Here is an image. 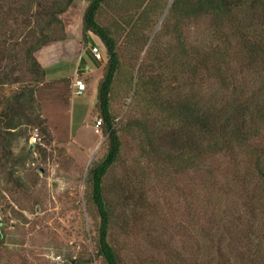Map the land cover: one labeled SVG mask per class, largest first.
Here are the masks:
<instances>
[{"label":"trees","instance_id":"1","mask_svg":"<svg viewBox=\"0 0 264 264\" xmlns=\"http://www.w3.org/2000/svg\"><path fill=\"white\" fill-rule=\"evenodd\" d=\"M72 1L28 0L12 8L0 0V174L28 158L35 147L29 144L21 156L13 153V144L26 135L25 127L42 124L35 92L45 81V70L38 54L65 39L62 17ZM84 1L83 38L97 37L107 60L96 93L107 140L105 154L89 165L84 177L83 206L95 220L93 250L72 264H121L110 243L114 208L104 190L108 174L123 158L121 134L136 141L139 158L174 174H211L209 168L220 156L235 162V152H241L255 179L252 214L264 220V0H171L168 5L122 0V9L135 12L126 23L134 43H141L134 28L144 32L162 14L173 22L169 45L162 49L154 41L147 49V58L158 69L141 67L135 77L127 72L133 102L143 116L122 126H114L110 111L111 88L121 69L118 39L98 21L107 0ZM193 26L200 29L194 40L189 35ZM16 37L20 41L6 46ZM3 225L0 221V230ZM244 225L241 217H233L218 237L210 236L208 245L213 239L216 244L225 240L226 252L216 245L204 264H264V223L255 227L252 221L246 231L239 230ZM180 264L200 262L181 259Z\"/></svg>","mask_w":264,"mask_h":264},{"label":"rangeland","instance_id":"2","mask_svg":"<svg viewBox=\"0 0 264 264\" xmlns=\"http://www.w3.org/2000/svg\"><path fill=\"white\" fill-rule=\"evenodd\" d=\"M26 1L4 0L3 4L22 7ZM121 1L107 0L98 15L102 25L116 32L121 59L110 93L114 126L143 116L133 102L127 72L135 77L141 67L149 72L157 70L153 58H147V49L154 41L162 49L168 46L173 26L162 14L144 32L134 28L141 40L134 43L126 23L135 12L122 9ZM87 5L84 0L72 1L62 17L65 39L45 48L39 57L45 81L37 86L35 101L42 124L26 126V135L13 144V153L21 156L31 145L29 135L35 127L42 140L28 158L0 174L4 224L0 230V264H72L93 250L90 236L95 220L86 215L83 189L89 165L106 151L107 136L95 121L99 119L97 85L107 60L97 37L88 34L87 40L83 38L81 19ZM199 30V26L190 29L192 40ZM15 40L20 41L16 37L6 46ZM91 45L103 51L102 63L91 59ZM78 81H85L87 90L73 96ZM121 139L122 161L108 174L104 189L114 208L110 243L121 264H180L181 259L204 264L205 255L212 259L216 245L226 252L225 240L216 244L213 239L209 246L207 239L218 237L233 217L242 218L245 225L239 230L243 231L252 221L255 227L264 223L261 215L252 214L256 207L251 197L255 179L241 152H235V162L220 156L209 168L213 169L211 174L203 170L174 174L139 158L137 143L129 135L121 134ZM94 262L100 264L99 260Z\"/></svg>","mask_w":264,"mask_h":264},{"label":"built area","instance_id":"3","mask_svg":"<svg viewBox=\"0 0 264 264\" xmlns=\"http://www.w3.org/2000/svg\"><path fill=\"white\" fill-rule=\"evenodd\" d=\"M89 53H90L92 59L94 61H96L97 63H102L105 60L103 51L97 45H91L89 48ZM84 70L86 72L88 69L85 68ZM74 87H75V90H74L73 94L76 96L83 95L87 90V85H86L85 81H78ZM95 126L99 128L101 126V120L97 119L95 121ZM41 140L42 139H41V135L39 132V128L38 127L33 128L30 132V135H29L30 144L31 145H40ZM0 221H1V215H0Z\"/></svg>","mask_w":264,"mask_h":264},{"label":"crops","instance_id":"4","mask_svg":"<svg viewBox=\"0 0 264 264\" xmlns=\"http://www.w3.org/2000/svg\"><path fill=\"white\" fill-rule=\"evenodd\" d=\"M43 52H44V51L42 50V51L38 54V60H39V57L43 54ZM88 54H89V52H88ZM39 61H40V60H39ZM80 70H82V69H80ZM73 96H76V95H73ZM90 98H92V97H90ZM93 98H94V97H93ZM93 98H92V99H93Z\"/></svg>","mask_w":264,"mask_h":264},{"label":"water","instance_id":"5","mask_svg":"<svg viewBox=\"0 0 264 264\" xmlns=\"http://www.w3.org/2000/svg\"><path fill=\"white\" fill-rule=\"evenodd\" d=\"M97 118H99V117H97Z\"/></svg>","mask_w":264,"mask_h":264}]
</instances>
